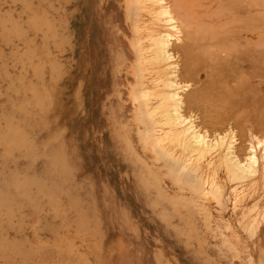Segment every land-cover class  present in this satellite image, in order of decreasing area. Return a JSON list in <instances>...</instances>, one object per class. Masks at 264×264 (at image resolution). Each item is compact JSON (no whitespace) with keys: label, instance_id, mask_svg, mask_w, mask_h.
<instances>
[{"label":"rangeland","instance_id":"374dc122","mask_svg":"<svg viewBox=\"0 0 264 264\" xmlns=\"http://www.w3.org/2000/svg\"><path fill=\"white\" fill-rule=\"evenodd\" d=\"M140 1L0 0V264H264V176L231 182L224 147L183 148L161 114L172 68L137 71L131 47L147 44L133 28L175 33L180 115L206 141L233 136L240 159L256 146L261 169L264 0ZM197 87L212 101L188 110Z\"/></svg>","mask_w":264,"mask_h":264},{"label":"bare ground","instance_id":"6f19581e","mask_svg":"<svg viewBox=\"0 0 264 264\" xmlns=\"http://www.w3.org/2000/svg\"><path fill=\"white\" fill-rule=\"evenodd\" d=\"M129 1V5H133V6H135L136 4H140L141 3V1L140 0H128ZM158 1V3L160 4V2L162 1V0H157ZM174 1H176V0H174ZM259 2H261V1H259ZM176 5V4H175ZM178 5V4H177ZM246 5V4H245ZM178 7V6H177ZM27 8V7H26ZM130 8V7H129ZM136 8H137V6H136ZM175 9H176V7H175ZM215 9V8H214ZM178 12V11H177ZM212 12V11H211ZM240 12V11H239ZM161 13V12H160ZM219 13V12H218ZM162 15H165V16H167L169 13L166 11V10H162V13H161ZM258 14V13H257ZM226 15V14H225ZM257 16V15H256ZM254 18V17H253ZM184 19V18H183ZM182 19V20H183ZM261 19V18H260ZM241 20V19H240ZM172 21V18H170L169 17V19H167V22L169 23V22H171ZM184 21H186V20H184ZM184 21H181V23L182 22H184ZM239 21V20H238ZM191 22H193V21H191ZM186 23V22H185ZM184 23H182L181 25H183ZM192 24V23H191ZM187 25V24H186ZM185 24L183 25L184 26V28H183V31L184 30H187L188 28L187 27H189L188 25L186 26ZM134 26V25H133ZM185 26H186V28L187 29H185ZM216 26V25H215ZM250 26V25H249ZM175 27L176 26H174V25H170V27H169V29L171 30V31H173L174 29H175ZM222 27H223V25H222ZM240 27V26H239ZM252 27V26H251ZM177 28V27H176ZM191 28V27H190ZM213 28V27H212ZM227 28V27H226ZM214 29H216V28H214ZM223 29V28H222ZM195 30V29H194ZM199 30V29H198ZM208 30H209V28H208ZM241 30V29H240ZM249 30V29H248ZM131 31L135 34V36L136 35H141V37H143L144 38V40H146V42H147V44L146 45H143V43L139 40L138 41V38H137V40L136 39H134V41L133 42H131V47L133 48V50H134V53H135V66H136V69H137V71H140L144 66H146L147 65V63H148V61H151L152 59H162L164 62H166V63H169L168 65H169V67L170 68H172V71L170 72V75L171 76H173L174 78L175 77H180L181 75H175L174 73L176 72V70H178L177 68H176V65L175 64H172V63H170L173 59H174V57L171 55L172 53H170L169 51H172V50H175L176 49V47L178 46L179 47V45H181V44H179L178 43V45H176L175 46V48L174 49H171L172 48V44H173V42H172V38H173V36H175V33H171L170 31L169 32H165L164 34H161V35H159L157 38H154V36L152 37V39H151V36H148V37H150V38H147L146 36H145V34H142V33H139L137 30H136V28H133V29H131ZM182 31V32H183ZM188 31V33L190 32L189 30H187ZM193 31V30H192ZM188 33H186L187 34V37H188ZM185 34V35H186ZM203 34V33H202ZM183 35H184V33H183ZM185 35L183 36V38H184V40H185ZM204 35V34H203ZM209 35V34H208ZM186 37V38H187ZM191 38V37H190ZM190 38H188V39H190ZM226 38V37H225ZM248 38V37H247ZM224 39V38H223ZM190 41H191V39H190ZM189 41V42H190ZM192 41H194L193 39H192ZM209 41V40H208ZM184 42V45H182V47L184 48L185 47V45L187 44V42H188V40H187V42L185 43V41H183ZM183 42H182V44H183ZM188 42V43H189ZM231 42V41H230ZM251 42V41H250ZM260 42L261 41H259V42H257L258 43V45H257V47L259 46L260 47ZM192 43V42H191ZM196 43V42H195ZM194 43V44H195ZM256 43V44H257ZM261 43H263V42H261ZM234 44V43H233ZM171 45V46H170ZM189 45V44H188ZM237 45H239V44H237ZM174 46V45H173ZM193 46V45H192ZM195 46H196V44H195ZM226 46V45H225ZM171 47V48H170ZM178 47H177V49H178ZM181 47V53L182 54H185L184 52H186L187 50H190V48L188 49L187 47H185V48H187V50L185 49V51L184 52H182V48ZM189 47H190V45H189ZM240 47V46H239ZM169 48L171 49V50H169ZM200 48V47H199ZM264 48V47H263ZM228 49V48H227ZM226 49V50H227ZM230 49H231V47H230ZM254 49V48H253ZM258 49V48H257ZM262 49V48H261ZM184 50V49H183ZM202 50H204V49H202ZM201 50V51H202ZM215 50V49H214ZM232 50V49H231ZM262 51V50H261ZM188 52V54H189V52L190 51H187ZM258 52H259V50H258ZM257 51H255V53H258ZM204 53V52H203ZM212 53V52H211ZM210 52H209V54H211ZM260 53V52H259ZM187 53H186V57H184V59H185V62H186V58H187V61H188V59L190 60V58H189V56H193V55H191V54H189V56H187L188 55ZM205 54V53H204ZM208 54V55H209ZM228 54V53H227ZM249 54V53H248ZM181 55V54H180ZM233 55H235V54H233ZM258 55V54H257ZM256 55V56H257ZM264 55V54H263ZM200 58H201V56L200 55H198ZM220 56V55H219ZM218 56V57H219ZM232 56V55H231ZM237 56V55H236ZM248 56V55H247ZM259 56H261V55H258L257 57H259ZM212 57V56H211ZM262 57V56H261ZM214 58H217L216 57V55L214 56ZM221 58V57H220ZM246 58V57H245ZM260 58V57H259ZM192 59V58H191ZM196 59V58H195ZM206 59V58H205ZM223 59V58H222ZM179 60V59H178ZM221 60V59H220ZM229 60V59H228ZM232 60H233V58H232ZM240 60V59H239ZM257 60H259V59H257ZM162 61V62H163ZM218 61V60H217ZM244 61H245V59H244ZM251 61V60H250ZM182 62H184V61H182ZM224 62V61H223ZM234 62V61H233ZM237 62V61H236ZM241 62V61H240ZM243 62V61H242ZM252 62V61H251ZM256 62V61H255ZM254 62V63H255ZM189 63V62H188ZM188 63H187V65H188ZM190 64V63H189ZM192 64V63H191ZM229 64V63H228ZM187 65L186 64H184V68H185V70H186V67H187ZM202 65V64H201ZM224 65V64H223ZM234 65V64H233ZM237 65V64H236ZM195 66V65H194ZM200 66V65H199ZM206 66V65H205ZM257 66V65H256ZM179 67V66H178ZM181 67H183V65L181 66ZM180 67V68H181ZM189 67H191V66H189ZM201 67H204V66H201ZM212 67V66H211ZM236 67V66H235ZM160 68V67H159ZM175 68H176V70H175ZM179 68V70H181ZM188 68V67H187ZM193 68V67H192ZM192 68H188V70H190V71H188V70H186V71H188V72H191V70H192ZM233 68V67H232ZM240 68V67H239ZM254 68V67H253ZM260 68V67H259ZM199 69V68H198ZM206 69V68H205ZM256 69V68H255ZM135 70V69H134ZM182 70H184V69H182ZM207 70V69H206ZM243 70V69H242ZM194 71V70H193ZM223 71V70H222ZM225 71V70H224ZM195 72V71H194ZM200 72V71H199ZM183 73V72H182ZM263 73V72H262ZM191 74L192 75H194L195 73H192L191 72ZM188 75V74H187ZM189 75H190V73H189ZM188 75V76H189ZM254 75V74H253ZM191 76V75H190ZM192 77V76H191ZM197 77V76H196ZM172 79V80H170V81H168L167 82V85H168V87L169 88H172L173 90H174V92H172V93H170V94H168V98H169V101L171 102V103H169V104H165V105H163L162 107H161V114H163V119H162V121H163V123L164 124H169V123H172V122H176V123H178V125H184L185 126V130L184 131H186L189 135H190V139H189V143L188 144H186L183 148H185L186 150H188L190 153H193V152H196V151H198V150H201V151H198L200 154L198 155L199 156V158L201 159V158H205V157H207L209 154H212V153H215L217 150H220V147H224L223 148V150L225 151V159H226V161H225V166H224V170H225V172H226V174H227V176H228V178H229V180L231 181V182H237V181H245V180H248V179H252V178H254L256 175H258V173H260L261 172V174L264 176V166H262L261 167V169L259 168V166H260V159L258 158V156H257V151H256V146L252 149V148H250V150H251V152L248 154V155H246V158L245 159H240V158H238V156L235 154V152L233 151L234 150V147H233V136H231V137H227L226 135H224V136H220V137H215V138H213L212 140H210V141H206V139H205V135H202V133L200 132H196V130L194 129L195 127H193V123L191 122V121H188V119H186L185 117H183L182 118V115H180V113L182 112H180V110L182 109L181 107H180V105L182 106V104H181V96H180V93H179V87H178V83H176V80L175 79ZM193 78V77H192ZM213 78V77H212ZM220 78V77H219ZM250 78V77H249ZM196 79V78H195ZM226 79V78H225ZM180 80V79H179ZM178 81V80H177ZM180 81H182V80H180ZM179 81V82H180ZM198 81V80H197ZM205 81V80H204ZM203 81V82H204ZM187 82V81H186ZM206 82V81H205ZM220 82V81H219ZM223 82V81H222ZM181 83V82H180ZM200 83V82H199ZM207 83H208V81H207ZM209 84V83H208ZM215 84V83H214ZM200 84H198V86H199ZM259 85V84H258ZM201 86H202V83H201ZM210 86V85H209ZM206 87V86H205ZM216 87V86H215ZM243 86H241L240 88L243 90V88H242ZM245 87V86H244ZM200 87H197V90L196 91H199V93L198 92H196L194 89V92H191L192 90L190 89L189 91L191 92V94L189 93V92H186V94H188V95H186L185 94V96H188V97H186V100H185V98L183 99V102H184V100H185V102L186 101H188V105H187V103H183V107L185 108L186 107V105L187 106H190V107H186L187 109L188 108H190L191 109V107H193V106H191V105H194L195 106V103L197 102V103H201L202 101L201 100H203L205 97H207V94L205 95V97H204V94L200 97L199 95H200V92H202V93H204L203 91H201V90H203V88L200 90L199 89ZM219 88V87H218ZM249 88V87H248ZM256 88V87H255ZM199 89V90H198ZM215 89V88H214ZM240 89V90H241ZM253 89V88H252ZM241 90V91H242ZM255 90V89H254ZM209 91H210V89H209ZM219 91H220V89H219ZM219 91H217V92H219ZM241 91H239V92H241ZM255 92V91H254ZM207 93H211L212 94V91H210V92H207ZM215 93H216V91H215ZM228 93H231V92H228ZM235 93H236V90H235ZM234 93V94H235ZM253 93V92H252ZM218 94V93H217ZM216 94V95H217ZM220 94H223V93H221V91H220ZM226 93L224 92V94H223V96H226L225 95ZM239 94V93H238ZM240 94H242V93H240ZM246 95V94H245ZM184 96V97H185ZM212 96V95H211ZM230 96V95H229ZM237 96V95H236ZM241 96V95H240ZM254 96V95H253ZM262 96V95H261ZM260 96V97H261ZM183 97V96H182ZM213 97H214V92H213ZM219 97V96H218ZM250 97H252V96H250ZM199 98H201V99H199ZM203 98V99H202ZM210 98V97H209ZM215 98V97H214ZM219 98H221V97H219ZM228 98V96L227 97H224V99H227ZM199 99V100H198ZM207 99H208V97H207ZM231 99V98H230ZM229 99V100H230ZM253 99H255V98H253ZM205 100H206V98H205ZM209 100V99H208ZM217 100H219V99H217L216 98V101ZM221 100V99H220ZM220 100H219V102H220ZM228 100V99H227ZM239 100V99H238ZM262 100V99H261ZM199 101V102H198ZM209 101H212V100H209ZM232 101H233V99H232ZM231 100H230V102H232ZM237 101V100H236ZM240 101H242V100H240ZM240 101H237V102H240ZM260 101V100H259ZM214 102H215V99H214ZM218 102V101H217ZM250 102V101H249ZM258 102V101H257ZM203 103V102H202ZM201 103V104H202ZM206 103V102H205ZM221 103V102H220ZM233 103V102H232ZM231 103V104H232ZM263 103V102H262ZM191 104V105H190ZM200 104V105H201ZM240 104H242V102H240ZM250 104V103H249ZM185 105V106H184ZM203 105V104H202ZM217 105V104H216ZM235 105H236V103H235ZM248 105V104H247ZM148 103L146 102V101H143V102H141L140 104H139V111H140V115L142 116L143 114H145L146 112L148 113V117L150 118V119H152L153 117H152V114L153 113H155V115H156V110H149V108H148ZM159 106H161V104L159 105ZM206 106V105H205ZM208 106H209V104H208ZM228 106V105H227ZM231 106V105H230ZM232 106H234V105H232ZM237 106V105H236ZM236 106H235V108H236ZM238 106H239V104H238ZM198 107H200L199 106V104H198ZM181 108V109H180ZM183 109L184 111H186L187 109ZM196 109H197V107H195ZM205 108V107H204ZM208 108V107H207ZM220 108V107H219ZM230 108V107H229ZM247 108V107H246ZM258 108V107H257ZM199 109V108H198ZM209 109V108H208ZM228 108H226V110H227ZM189 110V109H188ZM245 110V109H244ZM259 110V109H258ZM203 112V111H202ZM209 112V111H208ZM213 112V111H212ZM228 112V111H227ZM251 112V111H250ZM146 113V114H147ZM149 113H151V116L149 115ZM214 113V112H213ZM213 113H212V115H213ZM216 113V112H215ZM219 113V112H218ZM217 113V114H218ZM182 114V113H181ZM211 114V113H210ZM202 115V114H201ZM206 115V114H205ZM209 115V114H208ZM220 115V114H219ZM221 115H223V114H221ZM231 115H233L232 113H231ZM256 115V114H255ZM185 116V115H184ZM200 116V115H199ZM228 116H230V115H228L227 114V116H226V118L228 117ZM203 117H204V115H203ZM215 117V116H214ZM217 117V116H216ZM255 117V116H254ZM188 118V117H187ZM202 118V117H201ZM221 118L223 119L224 118V116L222 117L221 116ZM226 118H224L223 120H225L224 122L226 123ZM239 118V117H238ZM259 118V117H258ZM261 118V117H260ZM259 118V119H260ZM264 118V117H263ZM204 119V118H203ZM207 119H209V117L207 118ZM215 119V118H214ZM219 119H220V117H219ZM227 119H230V117L229 118H227ZM232 119H234V117L232 118ZM210 120H212V119H210ZM218 120V118H216V121ZM238 120V119H237ZM251 120V119H250ZM256 120V119H255ZM263 121H264V119H262ZM214 121V120H213ZM229 121V120H228ZM241 121V120H240ZM239 121V122H240ZM253 121V120H252ZM257 121V120H256ZM205 122H207V121H204V123ZM208 122L209 123H211V121H209L208 120ZM218 122H219V120H218ZM200 123H202V122H200ZM199 123V124H200ZM208 123V124H209ZM221 124H222V122H220ZM229 123V122H228ZM235 123H236V121H235ZM235 123H234V125H235ZM205 124H207V123H205ZM204 124V125H205ZM212 124V123H211ZM227 124V123H226ZM254 124V123H253ZM213 125H217V123L216 124H213ZM212 125V126H213ZM236 125H242V124H238V123H236ZM259 125V124H258ZM211 126V125H210ZM240 127V126H239ZM242 127H244L243 125H242ZM242 127H240L241 129L240 130H243L242 129ZM219 128V127H218ZM259 128V127H258ZM258 128H255V130H257ZM262 129H260L259 128V130H263L264 128H263V125H262V127H261ZM244 132V131H243ZM255 132V131H254ZM153 135V134H152ZM248 136V135H247ZM184 139V138H183ZM259 143V142H258ZM225 144V145H224ZM164 145V144H163ZM259 146V145H258ZM155 149H157V148H155ZM159 149V148H158ZM166 149V148H165ZM160 150V149H159ZM156 151V150H155ZM158 151V150H157ZM159 153H161V151L159 152ZM162 153H164L165 155L167 154V155H169V157H172V155L171 154H169L168 152H167V150H163V152ZM161 153V154H162ZM264 153V152H263ZM187 154V153H186ZM163 155V154H162ZM161 155V156H162ZM174 156V155H173ZM263 158H264V156H263ZM172 159V158H171ZM168 161H169V159H168ZM174 161V160H173ZM172 163V162H171ZM176 163V162H175ZM177 164H179V163H177ZM174 165V164H173ZM178 166V165H177ZM180 166V165H179ZM186 167V166H185ZM174 169H176V168H174ZM185 174H187V172L185 173ZM184 174V175H185ZM188 174H190V173H188ZM183 175V176H184ZM186 176V175H185ZM189 176V175H188ZM189 178H187L186 180H188ZM201 185V184H200ZM212 189V188H211ZM2 240V239H1ZM4 241H6V240H4ZM8 242H10V240L8 241ZM1 243V242H0ZM6 242H4V244H5ZM15 245H17V244H15ZM14 245V246H15ZM18 246V245H17ZM31 247V246H30ZM41 247V246H40ZM40 252V251H39ZM40 254V253H39ZM36 255V254H35ZM64 257V256H63ZM20 259V258H19ZM71 259V258H70ZM34 259H32V261H33ZM58 260V259H57Z\"/></svg>","mask_w":264,"mask_h":264}]
</instances>
